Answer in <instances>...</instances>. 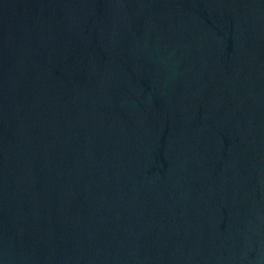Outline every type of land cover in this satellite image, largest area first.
<instances>
[{"label": "water", "instance_id": "water-1", "mask_svg": "<svg viewBox=\"0 0 264 264\" xmlns=\"http://www.w3.org/2000/svg\"><path fill=\"white\" fill-rule=\"evenodd\" d=\"M0 264H264V0H0Z\"/></svg>", "mask_w": 264, "mask_h": 264}]
</instances>
